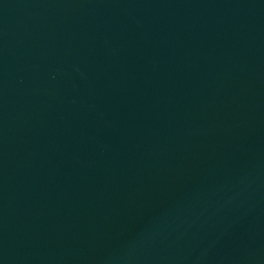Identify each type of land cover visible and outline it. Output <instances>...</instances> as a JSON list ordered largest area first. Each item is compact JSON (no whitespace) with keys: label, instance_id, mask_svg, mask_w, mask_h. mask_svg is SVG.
<instances>
[{"label":"water","instance_id":"1","mask_svg":"<svg viewBox=\"0 0 264 264\" xmlns=\"http://www.w3.org/2000/svg\"><path fill=\"white\" fill-rule=\"evenodd\" d=\"M0 264H264V0H0Z\"/></svg>","mask_w":264,"mask_h":264}]
</instances>
